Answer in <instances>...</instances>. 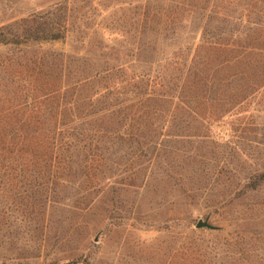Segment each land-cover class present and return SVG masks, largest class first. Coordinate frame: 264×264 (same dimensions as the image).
I'll return each mask as SVG.
<instances>
[{
	"label": "trees",
	"instance_id": "16d2710c",
	"mask_svg": "<svg viewBox=\"0 0 264 264\" xmlns=\"http://www.w3.org/2000/svg\"><path fill=\"white\" fill-rule=\"evenodd\" d=\"M155 5L162 2L135 4L129 49L101 40L70 52L44 47L87 42L70 34L66 10L33 19L16 33L20 43L6 42L19 48L0 62L2 175L46 191L68 175L95 178L115 154L145 173L157 160L202 164L200 144L225 141L215 129L264 94V0H229L195 43L167 54H159ZM181 140L192 145L177 148ZM263 179L255 174L245 186L256 190Z\"/></svg>",
	"mask_w": 264,
	"mask_h": 264
},
{
	"label": "rangeland",
	"instance_id": "374dc122",
	"mask_svg": "<svg viewBox=\"0 0 264 264\" xmlns=\"http://www.w3.org/2000/svg\"><path fill=\"white\" fill-rule=\"evenodd\" d=\"M228 1L160 0L153 9L163 21L159 54L195 43ZM140 2L0 0V62L19 48L6 42L20 43L16 33L33 19L65 10L70 34L87 42L44 47L70 52L101 40L129 49ZM215 131L225 141L201 143L202 164L157 160L139 173L136 160L115 154L95 178L68 175L46 191L0 172V264H264V179L256 190L245 186L264 173V94ZM23 191L28 203L17 198ZM205 218L216 228L196 227Z\"/></svg>",
	"mask_w": 264,
	"mask_h": 264
},
{
	"label": "water",
	"instance_id": "95a60500",
	"mask_svg": "<svg viewBox=\"0 0 264 264\" xmlns=\"http://www.w3.org/2000/svg\"><path fill=\"white\" fill-rule=\"evenodd\" d=\"M196 227L198 228H201V227H205V228H208V229H215L216 227L213 226L212 224H210L208 222V219L205 218L204 220L203 219H199L196 223Z\"/></svg>",
	"mask_w": 264,
	"mask_h": 264
}]
</instances>
